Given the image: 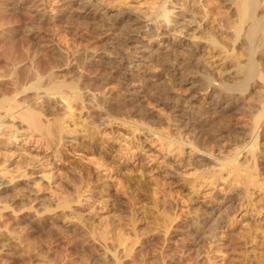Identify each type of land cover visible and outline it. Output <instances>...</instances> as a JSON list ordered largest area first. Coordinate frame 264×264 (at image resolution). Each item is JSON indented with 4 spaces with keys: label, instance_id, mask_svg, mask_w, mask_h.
Segmentation results:
<instances>
[{
    "label": "rangeland",
    "instance_id": "1",
    "mask_svg": "<svg viewBox=\"0 0 264 264\" xmlns=\"http://www.w3.org/2000/svg\"><path fill=\"white\" fill-rule=\"evenodd\" d=\"M234 19L226 0H0L1 98L7 47L102 57L67 76L82 101L41 94L61 138L23 109L0 124V264H264V55L249 92L223 90L247 64Z\"/></svg>",
    "mask_w": 264,
    "mask_h": 264
},
{
    "label": "bare ground",
    "instance_id": "2",
    "mask_svg": "<svg viewBox=\"0 0 264 264\" xmlns=\"http://www.w3.org/2000/svg\"><path fill=\"white\" fill-rule=\"evenodd\" d=\"M226 1L232 5L235 16L234 21L231 23L228 21L229 24H227L229 27L231 26V29H233V37L235 39L234 42H239L245 46L247 50V64L239 70L240 80L237 81L238 79L236 78L237 80L234 81H237L236 83L232 85L224 84L223 90L229 93L244 94L248 91L250 83L258 74L257 58H261L264 55V0ZM160 14V17H165L166 13L164 9L161 10ZM166 22H168V20ZM124 35L128 36L127 40L131 38H129L130 33L128 35ZM130 41H132V39ZM211 43L216 45V39L214 37L211 40ZM32 48L34 49V47ZM33 49L30 47L24 48V46L6 48V56L9 58V63L12 65V67H14V71L10 75V78L3 80L1 84L5 87L4 91H12L14 94L12 96L7 95L3 98L0 97V124L3 123L6 118H9V116H11L14 111L17 112L20 109H23L20 115L13 116L14 119L19 120L20 125L22 124L26 128V132H28L31 136H38L49 145V143L56 140V138H61V134H64L62 133V130L65 124L64 119L66 118L63 116V119L62 117H55L52 122H48V120L46 123L43 122V116L49 110H52L51 107L53 99L46 98L45 100L41 94L44 93L53 97L58 96L59 99L66 100L67 108H69L70 104H77L78 101H82L81 91L83 89H87L90 86V83H87L85 79H81L79 82H67V76L71 74L73 67H79L83 71L92 69V67L96 66L93 62L96 60L97 62H100V60L102 61V57L100 53H96V56L93 55L89 61L82 63L78 60L79 57L77 58L75 53L72 54L73 58L70 59L68 57H64V53H61V51H51L49 53L50 55H46L44 58L42 57L43 59L38 58L31 60L30 57L33 53L34 56H37L39 53V50H37L38 48L36 50ZM241 50L243 51V49ZM3 52H5V48ZM192 53L194 54V52H191L190 55L193 56ZM260 55L262 56L260 57ZM138 62L139 61L132 62L131 60L123 57H116L109 61H105L104 63L108 66L106 68L114 70L116 75H120V73H122L124 70L139 71L140 63ZM60 71H66V75L58 76L55 74V72ZM5 77L7 78V76ZM210 80L212 79L209 76L204 78L205 83H208ZM30 94L35 96L34 100L32 97H30ZM37 100H40L38 103L39 108H34L35 106L32 107L33 104L37 103ZM69 101H71V103H69ZM111 109V111L115 112L122 110L121 106L116 108L112 107ZM2 132L4 133L3 136L7 137V139L12 136H16V133L11 134L10 131ZM230 169L233 170V168Z\"/></svg>",
    "mask_w": 264,
    "mask_h": 264
}]
</instances>
